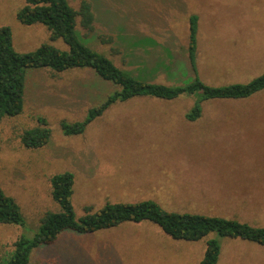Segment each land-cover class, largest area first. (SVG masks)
Wrapping results in <instances>:
<instances>
[{
	"label": "rangeland",
	"instance_id": "1",
	"mask_svg": "<svg viewBox=\"0 0 264 264\" xmlns=\"http://www.w3.org/2000/svg\"><path fill=\"white\" fill-rule=\"evenodd\" d=\"M82 1L69 3L78 9ZM88 1L93 28L84 29L81 17L77 25L86 43L152 82L180 85L195 78L187 52L193 15L198 18L197 76L202 81L212 86L248 83L264 73V0ZM24 4L0 0V26L12 29L16 50L32 51L47 41L68 49L62 39L49 40L44 25L19 22L17 12ZM26 85L24 111L0 122V186L20 204L26 225L0 223V260L21 234L34 237L46 212L60 209L50 179L66 171L75 174L77 220L106 203L153 200L168 211L207 212L264 227V89L248 98L201 102L200 117L253 119V126L248 121L231 127L190 122L201 98L195 93L172 100L143 96L117 101L82 133L69 135L62 123L85 120L118 85L92 68L48 67L28 69ZM37 116L46 118L52 135L46 146L30 149L20 136L37 124ZM204 177L236 190L206 205L190 186ZM142 223L126 222L90 235L63 231L55 242L34 248L29 264H200L208 239L221 245L219 264H264V246L256 242L217 231L197 241L175 239L156 223Z\"/></svg>",
	"mask_w": 264,
	"mask_h": 264
},
{
	"label": "trees",
	"instance_id": "2",
	"mask_svg": "<svg viewBox=\"0 0 264 264\" xmlns=\"http://www.w3.org/2000/svg\"><path fill=\"white\" fill-rule=\"evenodd\" d=\"M84 29H92L94 13L91 2L83 0L78 9L69 0H25L17 12V19L24 25L42 24L50 31L49 40L62 39L68 49H60L47 41L38 48L20 52L14 46L13 31L9 26H0V122L5 117H14L24 111L27 92L26 74L31 68H52L65 71L75 68H92L104 80L118 89L111 92L106 100L89 110L83 121L63 122L66 134L82 133L88 123L100 115L106 108L117 101H127L135 97H155L172 100L180 95L200 93L190 119L202 115V100L211 98H248L264 89V73L248 83H233L224 86H212L202 81L197 68V32L198 18L190 19V33L187 46L190 69L195 78L180 85H168L152 82L141 72L135 74L119 67L105 53L86 43L77 31L78 19ZM156 44V41H138ZM52 129L46 118L37 116V124L25 128L21 133V142L30 149H39L48 144ZM75 174L66 171L55 174L50 179L51 194L60 209L48 211L41 219L39 230L33 238L20 235L14 243V249L8 253L0 264H29L34 248L55 242L63 231L74 230L91 234L104 229L118 227L126 222L151 221L175 239L197 241L210 232L220 235L240 237L264 246V227L255 226L237 219H227L214 215L174 212L164 209L153 200L134 203H106L95 212L77 220L73 207ZM0 223L25 226L26 221L20 204L8 195L0 186ZM221 245L216 239H208L204 257L200 264H219Z\"/></svg>",
	"mask_w": 264,
	"mask_h": 264
},
{
	"label": "crops",
	"instance_id": "3",
	"mask_svg": "<svg viewBox=\"0 0 264 264\" xmlns=\"http://www.w3.org/2000/svg\"><path fill=\"white\" fill-rule=\"evenodd\" d=\"M189 120V119H187ZM251 122L248 125L253 126L252 124L255 123L253 119H242L237 117H230L227 119H205L203 117L190 120V122L199 124V125H210V126H217V127H231L228 126L229 124H247L246 122ZM192 188H195L198 192V197L200 199L205 200V204L208 205L210 201H215L219 199H228L230 197V193L232 189L236 190L235 188H232L231 185L227 182H222L220 179H211V178H201V179H195L194 181H190ZM198 188H196V186ZM214 199V200H211ZM134 203V202H133ZM202 214L208 215L207 212H201ZM136 224H143L142 222L136 223ZM116 228V227H114ZM112 229V228H110ZM107 230V229H104ZM103 231V230H100ZM98 232V231H97ZM95 233V232H93ZM92 234V233H91ZM90 235V234H89Z\"/></svg>",
	"mask_w": 264,
	"mask_h": 264
}]
</instances>
